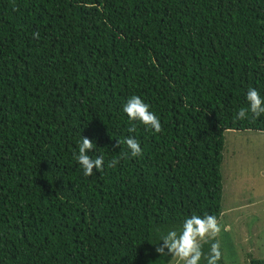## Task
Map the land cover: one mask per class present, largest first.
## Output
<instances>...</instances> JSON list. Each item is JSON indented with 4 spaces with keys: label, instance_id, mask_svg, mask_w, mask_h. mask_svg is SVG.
<instances>
[{
    "label": "trees",
    "instance_id": "trees-1",
    "mask_svg": "<svg viewBox=\"0 0 264 264\" xmlns=\"http://www.w3.org/2000/svg\"><path fill=\"white\" fill-rule=\"evenodd\" d=\"M249 88L264 100V0H0V264H168L162 236L221 214L223 132H264L235 118Z\"/></svg>",
    "mask_w": 264,
    "mask_h": 264
},
{
    "label": "rangeland",
    "instance_id": "rangeland-1",
    "mask_svg": "<svg viewBox=\"0 0 264 264\" xmlns=\"http://www.w3.org/2000/svg\"><path fill=\"white\" fill-rule=\"evenodd\" d=\"M220 174L217 240L224 262L264 260V132H223Z\"/></svg>",
    "mask_w": 264,
    "mask_h": 264
},
{
    "label": "clouds",
    "instance_id": "clouds-1",
    "mask_svg": "<svg viewBox=\"0 0 264 264\" xmlns=\"http://www.w3.org/2000/svg\"><path fill=\"white\" fill-rule=\"evenodd\" d=\"M33 37L38 39L39 33L34 32ZM246 99L249 105L247 108L242 107L239 109L235 117L237 120L247 119L249 112L252 114V119H256L261 114H264V100H262L257 89L249 88L246 93ZM123 111L127 114L129 121H139L156 133L162 132V126L158 117L149 111V105L139 96H131L123 105ZM129 131H134V127L129 128ZM120 143L121 141H117L114 147ZM123 143L126 144L131 156L137 157L142 155V149L135 138L127 137ZM78 149V154L74 158L83 169L85 176L92 175L93 169L97 171L103 169V156H97L95 159H92L88 155L90 150L93 149V140L83 137ZM117 163L118 159H113L109 162L108 166L115 167ZM220 232L221 226L215 216L205 215L201 218L199 215L194 214L190 218L185 219L182 230L179 233L176 230H170L167 235L162 236L163 244L156 245L155 251L159 255L172 256L175 264H200L203 255L202 246L211 242L207 264H217L221 257V252L219 251V241L216 238Z\"/></svg>",
    "mask_w": 264,
    "mask_h": 264
}]
</instances>
